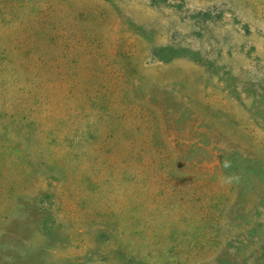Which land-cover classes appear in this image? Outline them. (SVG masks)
<instances>
[{
	"label": "rangeland",
	"instance_id": "obj_1",
	"mask_svg": "<svg viewBox=\"0 0 264 264\" xmlns=\"http://www.w3.org/2000/svg\"><path fill=\"white\" fill-rule=\"evenodd\" d=\"M0 264H264V0H0Z\"/></svg>",
	"mask_w": 264,
	"mask_h": 264
},
{
	"label": "trees",
	"instance_id": "obj_2",
	"mask_svg": "<svg viewBox=\"0 0 264 264\" xmlns=\"http://www.w3.org/2000/svg\"><path fill=\"white\" fill-rule=\"evenodd\" d=\"M80 147H82V146H80ZM87 149V148H86ZM92 150H99V148H94V149H92ZM99 153V152H98ZM111 155H113V154H109V157L111 158Z\"/></svg>",
	"mask_w": 264,
	"mask_h": 264
}]
</instances>
